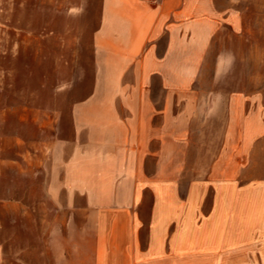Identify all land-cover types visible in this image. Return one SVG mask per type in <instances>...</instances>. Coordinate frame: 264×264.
Wrapping results in <instances>:
<instances>
[{
    "label": "crops",
    "instance_id": "0c3cea01",
    "mask_svg": "<svg viewBox=\"0 0 264 264\" xmlns=\"http://www.w3.org/2000/svg\"><path fill=\"white\" fill-rule=\"evenodd\" d=\"M90 43L85 99L0 126L42 216L0 264H264V0H100Z\"/></svg>",
    "mask_w": 264,
    "mask_h": 264
},
{
    "label": "rangeland",
    "instance_id": "374dc122",
    "mask_svg": "<svg viewBox=\"0 0 264 264\" xmlns=\"http://www.w3.org/2000/svg\"><path fill=\"white\" fill-rule=\"evenodd\" d=\"M99 9L100 0H0V126L8 120L20 130L23 109L65 113L87 97ZM20 150L15 144V154ZM0 192L6 196L5 183ZM30 203L35 210L29 218L0 207L1 241L21 238L23 223L37 237L42 216L37 200ZM21 249L7 248L9 257Z\"/></svg>",
    "mask_w": 264,
    "mask_h": 264
}]
</instances>
